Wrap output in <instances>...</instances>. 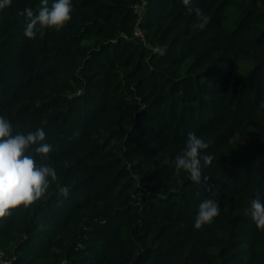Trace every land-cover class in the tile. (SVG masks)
<instances>
[{
    "label": "trees",
    "instance_id": "1",
    "mask_svg": "<svg viewBox=\"0 0 264 264\" xmlns=\"http://www.w3.org/2000/svg\"><path fill=\"white\" fill-rule=\"evenodd\" d=\"M71 3L34 40L19 13L41 0L0 10V115L44 129L52 152H30L57 173L0 218V264H264V0H191L202 29L182 0ZM189 132L213 157L201 185L175 175ZM209 186L219 215L195 229Z\"/></svg>",
    "mask_w": 264,
    "mask_h": 264
},
{
    "label": "clouds",
    "instance_id": "2",
    "mask_svg": "<svg viewBox=\"0 0 264 264\" xmlns=\"http://www.w3.org/2000/svg\"><path fill=\"white\" fill-rule=\"evenodd\" d=\"M190 13L200 21L194 27L204 28L208 22L200 8L191 6V0H182ZM12 0H0V10L10 7ZM38 14L31 8H25L19 15L27 18L24 35L29 39H36L37 34L43 38L46 29L60 31L71 19L73 11L71 0H54L48 7V0H41ZM46 132L39 128L34 132L14 134L13 126L8 119L0 115V218L10 215V210L21 206L27 208L44 196L50 182L57 180V173L50 164H38L30 150L34 147L35 155L43 159L53 148L51 144L44 143ZM209 144L194 132L188 133L184 151L175 157V175L179 176L181 170L188 173V178L195 184H202L201 160L204 165H210L213 157L202 155ZM29 153V154H26ZM50 178V179H49ZM204 182L209 177L204 176ZM59 187V186H58ZM209 197L204 198L199 205L194 220V228L201 229L211 224L219 215V191L215 186H209ZM59 196L68 197L69 188L59 187ZM249 214L259 230H264V202H261L259 193L251 201Z\"/></svg>",
    "mask_w": 264,
    "mask_h": 264
},
{
    "label": "built area",
    "instance_id": "3",
    "mask_svg": "<svg viewBox=\"0 0 264 264\" xmlns=\"http://www.w3.org/2000/svg\"><path fill=\"white\" fill-rule=\"evenodd\" d=\"M137 34L138 35H142V33H141L140 30L137 31ZM0 257L3 258L4 257V254L3 253H0ZM5 264H11V263L6 261Z\"/></svg>",
    "mask_w": 264,
    "mask_h": 264
}]
</instances>
